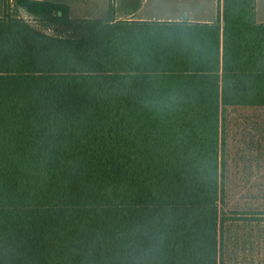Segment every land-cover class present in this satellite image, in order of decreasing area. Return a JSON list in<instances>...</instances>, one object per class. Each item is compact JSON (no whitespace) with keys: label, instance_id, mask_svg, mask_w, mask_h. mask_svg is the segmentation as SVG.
Listing matches in <instances>:
<instances>
[{"label":"trees","instance_id":"obj_1","mask_svg":"<svg viewBox=\"0 0 264 264\" xmlns=\"http://www.w3.org/2000/svg\"><path fill=\"white\" fill-rule=\"evenodd\" d=\"M16 2L54 32L5 2L0 264H225L226 231L264 222V210L228 205L226 181L229 108H264L255 0H223V76L219 25ZM258 34L252 90L225 56L228 39Z\"/></svg>","mask_w":264,"mask_h":264},{"label":"rangeland","instance_id":"obj_2","mask_svg":"<svg viewBox=\"0 0 264 264\" xmlns=\"http://www.w3.org/2000/svg\"><path fill=\"white\" fill-rule=\"evenodd\" d=\"M5 1L11 14L42 32H54L19 7L16 0H0V17L5 13ZM65 3L70 5L74 19L108 18L107 11L83 10L84 5L75 0ZM178 3L179 0H148L147 9L156 14L175 15L188 7ZM226 133V181L231 190L228 205L242 209L252 207L261 212L264 210V108H229ZM226 255L225 264H264V222L240 224L226 231Z\"/></svg>","mask_w":264,"mask_h":264},{"label":"crops","instance_id":"obj_3","mask_svg":"<svg viewBox=\"0 0 264 264\" xmlns=\"http://www.w3.org/2000/svg\"><path fill=\"white\" fill-rule=\"evenodd\" d=\"M65 3L66 0H48ZM83 4V10L86 11H107L108 20L111 22L119 21H179L194 24L219 25L221 38V76L225 73L224 65V15L223 0H179L177 5H185L180 14L168 15L170 13L160 14L154 13L147 9L148 0H75ZM178 1V0H177ZM6 2V1H5ZM67 4V3H66ZM91 4V5H90ZM5 5V4H4ZM69 5V4H68ZM70 6V5H69ZM71 9V7H70ZM5 10V6H4ZM93 15V14H92ZM254 20L257 25H264V0H255ZM206 38H213L209 35ZM230 38V37H228ZM264 43V42H263ZM262 52V38L254 35L252 38H242L238 45L234 46L228 39L227 45V72L232 74L237 72L243 77L248 75L247 81L242 82V86H248L255 90V85H259L260 71V55ZM245 57L251 58V64L246 65ZM251 76V78L249 77ZM257 76V79L255 78ZM240 106V105H239ZM243 106L253 107L254 103H248ZM257 106V105H256Z\"/></svg>","mask_w":264,"mask_h":264}]
</instances>
